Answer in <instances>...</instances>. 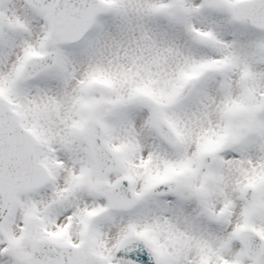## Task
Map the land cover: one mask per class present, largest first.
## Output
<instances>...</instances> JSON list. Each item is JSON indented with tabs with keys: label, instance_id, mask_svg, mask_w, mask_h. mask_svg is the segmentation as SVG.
I'll return each mask as SVG.
<instances>
[{
	"label": "snow or ice",
	"instance_id": "obj_1",
	"mask_svg": "<svg viewBox=\"0 0 264 264\" xmlns=\"http://www.w3.org/2000/svg\"><path fill=\"white\" fill-rule=\"evenodd\" d=\"M0 264H264V0H0Z\"/></svg>",
	"mask_w": 264,
	"mask_h": 264
}]
</instances>
